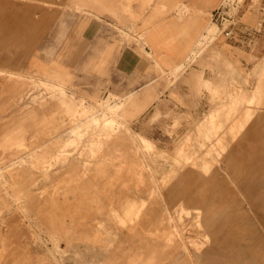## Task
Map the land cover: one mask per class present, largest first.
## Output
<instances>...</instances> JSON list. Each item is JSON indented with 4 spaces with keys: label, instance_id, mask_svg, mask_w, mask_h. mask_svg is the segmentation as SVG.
<instances>
[{
    "label": "rangeland",
    "instance_id": "rangeland-1",
    "mask_svg": "<svg viewBox=\"0 0 264 264\" xmlns=\"http://www.w3.org/2000/svg\"><path fill=\"white\" fill-rule=\"evenodd\" d=\"M65 2L0 0V264H264V0H224L214 24L207 11L211 29L186 67L149 79L155 103L139 116L144 92L88 101L37 53L59 46ZM176 4L144 24L202 13ZM117 30L152 57L146 33ZM170 41L158 47L174 53ZM227 235L246 238L244 255Z\"/></svg>",
    "mask_w": 264,
    "mask_h": 264
},
{
    "label": "crops",
    "instance_id": "crops-1",
    "mask_svg": "<svg viewBox=\"0 0 264 264\" xmlns=\"http://www.w3.org/2000/svg\"><path fill=\"white\" fill-rule=\"evenodd\" d=\"M223 1L66 0V14L60 24H57L58 28L65 27L66 32L59 41V46L56 51L52 52V56L38 51L37 53L40 56L57 60L60 66L67 70L71 75V81L67 87H70L80 98L92 101L91 97L96 99L95 97L105 91L107 87L115 93H121L122 97L127 95L122 94L123 91H142L146 97L144 96L145 98H140L138 101L142 105L145 104L142 110L144 111L155 103L152 100L155 87L152 86L153 81L149 79L166 74L168 67L171 73H177L183 60H185L183 67H186L184 65L192 53L189 54L187 60L186 58L192 51L193 45L199 43L207 30L211 29L206 12L209 11L210 21L214 24L212 13L220 8ZM176 3L200 9L202 13H192V23L183 24L182 27L180 22L171 19L176 17L175 10L168 12L161 19L144 24L149 13L159 12L161 6L171 7L177 5ZM77 6H80L81 9L78 10ZM50 7L55 8L54 5ZM26 8V4L20 3L14 5L12 11L21 14L27 11ZM43 9L41 8V10ZM130 27L136 31H130ZM117 29L135 38H140V40L146 33L148 40L154 43L152 57L138 53L133 44L130 47L122 45L123 42L119 41L120 33ZM167 39H171L170 45L174 53H169L164 48L158 47L157 43H164ZM106 44L114 45V51L108 58L102 54ZM227 45L235 47L231 44ZM145 48L151 51L148 45ZM236 54L234 50L224 48V57L227 63L233 64ZM239 61L243 64L242 58ZM172 63H175L174 66H171ZM156 69H159L158 73ZM205 73L213 75V72L209 70H206ZM146 81L148 82L146 83ZM183 89L186 90L184 87ZM183 89L179 90L182 92ZM148 96H150L149 99ZM142 111L134 113V115L139 116ZM237 177L240 182L244 178L242 175H237ZM250 233L253 234L251 230ZM240 240H237L234 235H227L225 243L227 251L230 253L239 251L244 255L247 248V243L244 242L246 238H240ZM228 256L231 257V255Z\"/></svg>",
    "mask_w": 264,
    "mask_h": 264
},
{
    "label": "built area",
    "instance_id": "built-area-1",
    "mask_svg": "<svg viewBox=\"0 0 264 264\" xmlns=\"http://www.w3.org/2000/svg\"><path fill=\"white\" fill-rule=\"evenodd\" d=\"M221 14H220V12L218 11V9L216 10V11H214L213 13H212V21L214 22H216L218 19V17L220 16ZM220 24H222V22H220ZM221 33H222V35L225 37V38H229V39H231V38H234L235 39V37H234V35H233V32H232V30L231 29H229L228 27H223L222 29H221Z\"/></svg>",
    "mask_w": 264,
    "mask_h": 264
},
{
    "label": "bare ground",
    "instance_id": "bare-ground-1",
    "mask_svg": "<svg viewBox=\"0 0 264 264\" xmlns=\"http://www.w3.org/2000/svg\"><path fill=\"white\" fill-rule=\"evenodd\" d=\"M188 46V44H187ZM145 98V97H144ZM132 100V99H131ZM145 100V99H144ZM133 101V100H132ZM144 105L145 104H139L137 101H134L133 104H132V112L133 113H138V112H141L143 109H144ZM130 108V107H129ZM130 110V109H129Z\"/></svg>",
    "mask_w": 264,
    "mask_h": 264
}]
</instances>
